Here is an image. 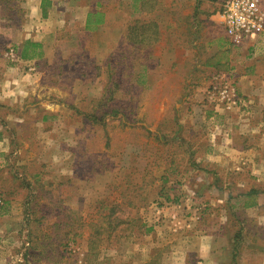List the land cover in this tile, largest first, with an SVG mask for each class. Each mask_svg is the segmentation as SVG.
<instances>
[{
    "label": "crops",
    "instance_id": "crops-1",
    "mask_svg": "<svg viewBox=\"0 0 264 264\" xmlns=\"http://www.w3.org/2000/svg\"><path fill=\"white\" fill-rule=\"evenodd\" d=\"M67 1L26 0L19 43L9 45L12 53L0 51V192L5 186L9 190L0 214V264L16 263L10 245L19 223L12 194L14 181L27 177L16 167L21 163L16 162L15 135L34 127L41 137L51 138L46 125L62 109L42 97L48 90V68L62 61L59 46L69 36L84 35L96 43L101 36L98 46L111 53L127 45L153 47L164 33L167 51L178 54L162 62L176 68L182 59L190 69L192 92L185 98L182 120L186 130L199 135L188 142L194 168L178 189L174 183L182 176L163 179L173 203L148 208L139 235H121L96 254L94 238L81 236L72 239L75 254L80 264H264V34L256 41L233 43L224 28L223 0H167L161 7V0H73L70 14L77 28L64 35L60 14L67 11ZM131 22L135 24L128 28ZM131 36L140 40L133 44ZM77 40L80 46L82 40ZM28 41L42 46L30 60L21 57ZM191 51L192 61L184 58ZM227 75L244 103L211 106L213 85ZM31 118L32 126L27 122ZM28 258L24 255L17 264H45Z\"/></svg>",
    "mask_w": 264,
    "mask_h": 264
},
{
    "label": "rangeland",
    "instance_id": "rangeland-1",
    "mask_svg": "<svg viewBox=\"0 0 264 264\" xmlns=\"http://www.w3.org/2000/svg\"><path fill=\"white\" fill-rule=\"evenodd\" d=\"M259 1L264 12V0ZM24 3L0 0V51L12 53L9 45L19 43ZM73 3L68 0L67 11L60 14L64 35L77 28L71 21ZM160 3L168 5L167 0ZM165 35L153 47L127 45L111 53L98 46L101 36L99 43L84 35L64 37L62 61L48 68V90L42 93L62 107L46 125L52 136L45 139L34 127L15 135L16 162L21 163L16 167L27 174L14 181L12 194L19 223L10 245L15 264L24 255L45 264H80L72 239L90 235L93 253H102L121 235H139L148 208L173 203L163 179L182 176L174 179L178 189L194 168L189 143L199 135L186 130L182 120L192 92L190 69L182 59L176 68L162 62L178 54L167 51ZM193 57L191 51L184 58ZM210 95L209 104L217 108L244 103L240 98L237 105H226L218 93ZM27 122L33 125L32 118ZM4 190L5 204L7 186Z\"/></svg>",
    "mask_w": 264,
    "mask_h": 264
},
{
    "label": "built area",
    "instance_id": "built-area-1",
    "mask_svg": "<svg viewBox=\"0 0 264 264\" xmlns=\"http://www.w3.org/2000/svg\"><path fill=\"white\" fill-rule=\"evenodd\" d=\"M221 15L227 35L237 45L256 41L264 34V12L259 0H223ZM212 92L218 93L226 105H237L240 101L234 85L223 79L214 84ZM3 206L0 197V210Z\"/></svg>",
    "mask_w": 264,
    "mask_h": 264
},
{
    "label": "trees",
    "instance_id": "trees-1",
    "mask_svg": "<svg viewBox=\"0 0 264 264\" xmlns=\"http://www.w3.org/2000/svg\"><path fill=\"white\" fill-rule=\"evenodd\" d=\"M99 17H100V15H96L97 23H99L101 21ZM89 26H90V22L88 21V23H87L88 29L90 28ZM146 33H148V31ZM149 33H150V30H149ZM137 38H133V36H131V37H129V40L132 41L133 44H135V43H137V41L140 40L139 38L138 39ZM146 39H147V35H145V33H143L142 34V41L145 42ZM41 47L42 46L38 43H34L31 41L26 42L24 44L23 50L21 52L22 59L30 60V59H34V58L38 57L40 55ZM93 247L94 246H93V240H92V248Z\"/></svg>",
    "mask_w": 264,
    "mask_h": 264
}]
</instances>
